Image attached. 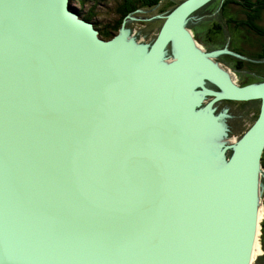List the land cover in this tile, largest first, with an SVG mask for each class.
<instances>
[{"label":"water","instance_id":"1","mask_svg":"<svg viewBox=\"0 0 264 264\" xmlns=\"http://www.w3.org/2000/svg\"><path fill=\"white\" fill-rule=\"evenodd\" d=\"M211 1L104 40L71 0H0V264H256L264 81L192 40ZM223 101L259 102L239 138Z\"/></svg>","mask_w":264,"mask_h":264},{"label":"rangeland","instance_id":"2","mask_svg":"<svg viewBox=\"0 0 264 264\" xmlns=\"http://www.w3.org/2000/svg\"><path fill=\"white\" fill-rule=\"evenodd\" d=\"M222 1V2H221ZM229 0H212L210 4H206L204 8L197 11L194 15L191 16V23L189 24L190 31H194L195 35L198 36L199 33L204 34L206 33L208 29H213L214 26L211 23H202L199 26V23L196 24L195 22L198 21V18L205 19L210 18V13L213 12L214 17L217 15H221L219 17H216L219 22L225 23L226 18L229 16L244 19L246 16L244 7L241 5H245V0H231L236 3L235 5L229 4L226 9H222L223 3L227 2ZM250 4H254L255 0H249ZM182 2V0H162L156 7H154V11H149L150 9L147 8L141 9L140 14H135V17L137 18H151L155 16H164L167 14L171 9L174 8L177 3ZM216 4V5H215ZM233 4V3H232ZM246 4L247 0H246ZM70 5L79 12L78 14L83 18L84 16L92 15V19L90 21L96 26L98 31L99 29H102V27L108 28L109 30L114 28L117 25L118 20L120 19V12H121V6L119 4V0H71ZM218 5V6H217ZM217 6V7H216ZM220 6V7H219ZM219 8V12L218 11ZM257 8V7H253ZM216 12V13H215ZM264 11H260L255 17L254 21L256 22V19L258 17H262L263 21V13ZM144 16V17H143ZM205 16V17H204ZM260 22L259 21L257 23ZM163 23V19H154L152 21H140V20H134L133 23L130 24V30L134 33H139L141 35L146 36V40L149 42L151 41L157 31L159 30L160 26ZM195 24V26H194ZM262 25V23H260ZM210 27V28H209ZM228 27V26H226ZM104 28V29H105ZM200 28V29H198ZM215 28V27H214ZM210 30V31H211ZM214 30V29H213ZM199 31V33H198ZM229 65V64H228ZM225 65V66H228ZM234 80L236 79L235 76H233ZM239 81H242L243 79L241 77H237ZM245 81V79L243 80ZM254 84V83H251ZM249 85V84H248ZM258 102H250V103H228V102H220L217 104L218 111L221 108L227 107L230 112L235 116L233 121H231V137L230 138H239L253 123L255 120V113L258 111ZM264 175V172H262ZM263 207H264V200H263ZM262 216L260 217V230L258 234V242L260 245V252L257 254L255 262L256 264H264V230H262V223H264V208L262 209Z\"/></svg>","mask_w":264,"mask_h":264},{"label":"flooded vegetation","instance_id":"3","mask_svg":"<svg viewBox=\"0 0 264 264\" xmlns=\"http://www.w3.org/2000/svg\"><path fill=\"white\" fill-rule=\"evenodd\" d=\"M263 1L264 0H255L254 4L256 5L257 3L258 6H262ZM231 5L236 6V4H231ZM144 9L146 10L147 8ZM149 9L151 10V8ZM152 9H154V7ZM243 9L245 10V14H247V9L246 8ZM261 11L264 10L261 9ZM249 12L252 13L253 15H257L256 13H253L251 11ZM219 16H222V14L217 15L216 17ZM262 16H263V21H262V17H258L256 19V22L254 21L255 19L254 16H252L251 18L245 16L244 19H239V18L235 19V17L230 18L228 16L226 18L227 22L221 23L216 17H214L213 12H211L210 18L200 19L196 21V24L199 23L200 26L202 23H211V25L213 24L214 26H210V27H213L214 30L208 29L206 33L204 32V34H201L198 31L199 33L198 36H196L194 31H192V35L195 41L197 43L198 42L201 43L206 50L213 51V50H220L227 48L229 52L235 54V55L224 54L221 57H219L217 61L221 63L228 70V72L232 75V77L233 76L236 77L235 82L239 86H245L251 83H261L264 81V15L262 14ZM259 18H260V22L257 23L259 21ZM249 21L251 23H249ZM260 23H262V25ZM237 77H241L243 80L245 79V81L243 80L239 81ZM253 102H258V101H253ZM228 103H232V102H228ZM233 103H250V102H233ZM258 112H259V105H258V111L254 114L255 119L258 115ZM228 113L232 116V120H230V125H229L231 127V121H233L235 116L230 112V110H228Z\"/></svg>","mask_w":264,"mask_h":264},{"label":"trees","instance_id":"4","mask_svg":"<svg viewBox=\"0 0 264 264\" xmlns=\"http://www.w3.org/2000/svg\"><path fill=\"white\" fill-rule=\"evenodd\" d=\"M161 1L162 0H119V4L121 6V12H120V15H119L120 19L118 20L117 25L114 28L110 29V30L108 29L110 27H108V28L102 27V29H99L100 30L99 31L100 37H102L103 39L111 38V36H112L111 33H113L115 30H117L118 26L121 24L122 19L126 15L130 14L131 12H133V11H135L137 9L156 7L157 4H159ZM229 1L223 3L222 9L227 10L226 7L229 4H232V3L234 4L235 3L233 1H230V2ZM241 6H243L244 8L247 9L246 16L251 18L253 15L249 11L258 14L261 11V9L264 10V1L262 2V6H258L257 3H256V5L248 3L246 5H241ZM253 7H257V8H253ZM84 18L87 19V20H90V19H92V15H88L87 17L84 16ZM249 23H251V22L249 21ZM261 165H262V168L264 169V151H263L262 158H261ZM262 230H264V223H262Z\"/></svg>","mask_w":264,"mask_h":264},{"label":"bare ground","instance_id":"5","mask_svg":"<svg viewBox=\"0 0 264 264\" xmlns=\"http://www.w3.org/2000/svg\"><path fill=\"white\" fill-rule=\"evenodd\" d=\"M230 2V1H229ZM257 2V1H256ZM158 5V4H157ZM216 5V4H215ZM72 7V6H71ZM73 8V7H72ZM76 12H77V10L75 9V8H73ZM78 13V12H77ZM80 16V15H79ZM81 17V16H80ZM144 17V16H143ZM231 17V16H230ZM81 19H84L83 21H85V22H91L90 20H87V19H85L84 17L82 18L81 17ZM230 19V18H229ZM231 20V19H230ZM229 21V20H228ZM225 22H227V21H225ZM233 22V21H232ZM235 22V21H234ZM246 22V21H245ZM92 23V22H91ZM228 24H229V22H228ZM226 25H227V23H226ZM95 26V25H94ZM95 28H96V26H95ZM97 29V28H96ZM98 30V29H97ZM188 30H190L189 28H188ZM99 32V31H98ZM190 35H191V38H192V40H194L195 41V39L193 38V35H192V32H190ZM100 36V35H99ZM102 38V37H101ZM103 39V38H102ZM105 40V39H104ZM196 42V41H195ZM196 44H198L197 42H196ZM263 208L261 207V209H260V212H261V215H260V217L263 215L262 214V210ZM260 217H259V219H260ZM258 234H259V231H258ZM261 250H260V245H259V242H258V235H257V241H256V243H255V245H254V251H253V259H256V256H257V254L260 252Z\"/></svg>","mask_w":264,"mask_h":264}]
</instances>
